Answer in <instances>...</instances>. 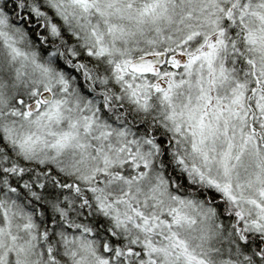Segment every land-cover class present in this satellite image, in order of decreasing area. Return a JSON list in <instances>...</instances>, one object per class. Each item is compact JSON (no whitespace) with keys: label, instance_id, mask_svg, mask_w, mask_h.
Returning a JSON list of instances; mask_svg holds the SVG:
<instances>
[{"label":"snow or ice","instance_id":"6c2138e0","mask_svg":"<svg viewBox=\"0 0 264 264\" xmlns=\"http://www.w3.org/2000/svg\"><path fill=\"white\" fill-rule=\"evenodd\" d=\"M0 264H264V0H0Z\"/></svg>","mask_w":264,"mask_h":264}]
</instances>
